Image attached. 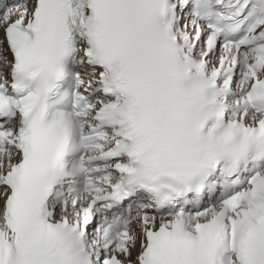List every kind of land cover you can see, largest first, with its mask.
Wrapping results in <instances>:
<instances>
[{"label":"snow or ice","instance_id":"snow-or-ice-1","mask_svg":"<svg viewBox=\"0 0 264 264\" xmlns=\"http://www.w3.org/2000/svg\"><path fill=\"white\" fill-rule=\"evenodd\" d=\"M0 264H264V0H0Z\"/></svg>","mask_w":264,"mask_h":264}]
</instances>
